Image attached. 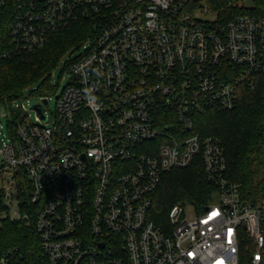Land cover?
Returning <instances> with one entry per match:
<instances>
[{
    "label": "built area",
    "instance_id": "built-area-1",
    "mask_svg": "<svg viewBox=\"0 0 264 264\" xmlns=\"http://www.w3.org/2000/svg\"><path fill=\"white\" fill-rule=\"evenodd\" d=\"M243 0H0L5 58L44 47L71 22L95 35L66 55L69 83L47 116L0 123V229L32 225L48 264H264V200L244 202L222 141L196 132L208 109L232 111L264 76V19L227 15ZM13 7V8H12ZM36 89V88H35ZM47 101V104L44 103ZM200 157L214 200L150 220L162 176ZM189 211V212H188ZM17 247L0 264H21Z\"/></svg>",
    "mask_w": 264,
    "mask_h": 264
},
{
    "label": "trees",
    "instance_id": "trees-1",
    "mask_svg": "<svg viewBox=\"0 0 264 264\" xmlns=\"http://www.w3.org/2000/svg\"><path fill=\"white\" fill-rule=\"evenodd\" d=\"M251 8L226 7L221 2L224 16L251 15L264 19V0H252ZM13 8V7H12ZM8 18L0 21V103L17 98L21 92L39 83L34 93L48 95L50 72L64 54L77 50L95 35L93 20H79L50 32L44 47L5 58L8 49ZM196 132L216 136L223 144L226 157V176L240 185L244 202L257 204L264 200V76L258 77L254 92L244 91L238 107L232 111L208 109L196 117ZM216 187L205 175L200 157L187 168L173 169L162 176L153 194L150 220L168 228L169 213L179 202L190 203L201 212L215 198ZM187 202V203H185ZM17 247L22 253L21 264H48L34 227L22 223L5 222L0 229V248ZM250 263V254L242 251L241 264Z\"/></svg>",
    "mask_w": 264,
    "mask_h": 264
},
{
    "label": "rangeland",
    "instance_id": "rangeland-1",
    "mask_svg": "<svg viewBox=\"0 0 264 264\" xmlns=\"http://www.w3.org/2000/svg\"><path fill=\"white\" fill-rule=\"evenodd\" d=\"M241 6L245 7V8H251L253 6V1L252 0H243ZM70 52L71 51L64 54V56L61 58V60L57 64V66L54 69H52V71L50 72L51 89H50V92L48 93L49 106L46 108V110H47L46 114L49 117H52V114H55L57 99L61 96L63 88L65 87V85L67 83H69V80H70L68 73L64 72V67H65V63H66L65 57H66V55L70 54ZM38 85H39V83H35L34 85H31V86L25 88L21 92L22 97L18 101V104L20 106L23 105L24 110H22V112L19 116L20 120L21 119H27L31 122H36V118H37L36 112L34 110H32L30 108V106L32 104L38 103L40 101V96L34 93V90H35V88H37ZM2 112H3V107L0 105V123L4 124L6 126L7 119L5 117H2ZM185 203H187V202H185ZM188 205H190V203H187V205H186L187 210L190 209V207Z\"/></svg>",
    "mask_w": 264,
    "mask_h": 264
},
{
    "label": "water",
    "instance_id": "water-1",
    "mask_svg": "<svg viewBox=\"0 0 264 264\" xmlns=\"http://www.w3.org/2000/svg\"><path fill=\"white\" fill-rule=\"evenodd\" d=\"M47 104V101H44ZM32 108L40 115L43 116V108H40L37 104H33Z\"/></svg>",
    "mask_w": 264,
    "mask_h": 264
}]
</instances>
